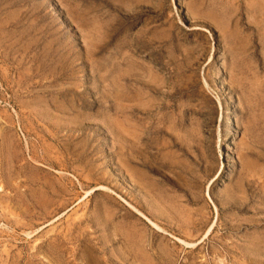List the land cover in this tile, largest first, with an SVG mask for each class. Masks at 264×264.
<instances>
[{
    "label": "rangeland",
    "instance_id": "obj_1",
    "mask_svg": "<svg viewBox=\"0 0 264 264\" xmlns=\"http://www.w3.org/2000/svg\"><path fill=\"white\" fill-rule=\"evenodd\" d=\"M0 264H264V0H0Z\"/></svg>",
    "mask_w": 264,
    "mask_h": 264
},
{
    "label": "bare ground",
    "instance_id": "obj_2",
    "mask_svg": "<svg viewBox=\"0 0 264 264\" xmlns=\"http://www.w3.org/2000/svg\"><path fill=\"white\" fill-rule=\"evenodd\" d=\"M151 222H153V221H151ZM154 224V223H153ZM162 229V228H161ZM182 241V240H181ZM184 243V242H183Z\"/></svg>",
    "mask_w": 264,
    "mask_h": 264
}]
</instances>
